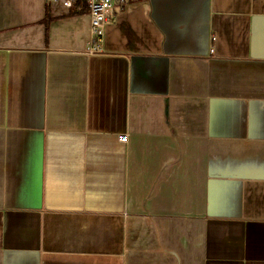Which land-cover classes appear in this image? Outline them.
I'll list each match as a JSON object with an SVG mask.
<instances>
[{
  "label": "crops",
  "instance_id": "obj_1",
  "mask_svg": "<svg viewBox=\"0 0 264 264\" xmlns=\"http://www.w3.org/2000/svg\"><path fill=\"white\" fill-rule=\"evenodd\" d=\"M89 38L83 5L0 0V264H264V0H132Z\"/></svg>",
  "mask_w": 264,
  "mask_h": 264
},
{
  "label": "built area",
  "instance_id": "obj_2",
  "mask_svg": "<svg viewBox=\"0 0 264 264\" xmlns=\"http://www.w3.org/2000/svg\"><path fill=\"white\" fill-rule=\"evenodd\" d=\"M132 0H47V3H60L64 8H73L75 5L86 7L90 21V38L87 43V51L98 50L102 41L104 26L110 19L112 11L116 8H123ZM120 140H125V135L119 136Z\"/></svg>",
  "mask_w": 264,
  "mask_h": 264
}]
</instances>
